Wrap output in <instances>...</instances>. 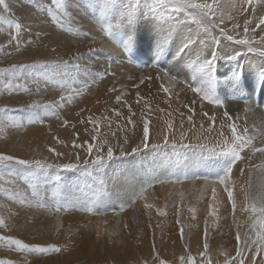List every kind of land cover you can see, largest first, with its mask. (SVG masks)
<instances>
[{
  "label": "bare ground",
  "instance_id": "bare-ground-1",
  "mask_svg": "<svg viewBox=\"0 0 264 264\" xmlns=\"http://www.w3.org/2000/svg\"><path fill=\"white\" fill-rule=\"evenodd\" d=\"M96 1L98 3L96 13L87 16L83 14L81 7H78L76 4L72 3L69 7L70 17L74 24L83 27L85 33L86 31L91 33L90 38L92 39L87 43V46L92 47L96 45L107 51L114 50L117 43H114L110 39H108L107 43H103L106 39V34L103 29L108 27L109 22L117 21L118 27L115 26L116 24H113L115 30L111 31L112 33L117 32L118 36H126L127 44L131 49V55L133 57L139 58L141 61L146 60L151 62H155V59H165L170 74L172 72L173 74L178 72L181 75H185L187 80V77L191 80L193 79V76H197L196 80H199L194 69L199 65L206 63L208 57L210 58L209 50L207 49L208 44L207 42H203L205 39H202V34L196 32V30L192 31L193 29L188 27L189 24L185 21L182 22L179 13L172 12L166 6L157 4L156 0H147L145 1V4L143 3L144 9H141L140 12L135 11L136 13L130 21H123L121 24L118 22L122 20L121 14H127L129 11L128 8L125 9L123 7L125 5L121 6V4L124 3V0H120V2L117 0ZM198 2H201V0H198ZM207 2L211 3L212 0H207ZM224 2H227V0H224ZM80 3L83 6V1H80ZM255 6L258 10L257 16L264 14V0H255ZM19 9V22L25 27L30 18L35 22H40L37 25L32 23L28 29L29 31L26 30L21 34V40H26L24 43H27V45L24 46H32L33 48H30V50L37 52L35 54L37 57H41L39 56L41 50L42 53H46L48 50H52V47L54 46L53 48L61 51L62 45L69 44L70 41L64 38L63 35L53 33V28L50 26L49 22L41 21V19L32 17L27 9ZM217 11L219 14L221 10L218 9ZM224 14L227 15L228 13ZM231 14L235 16V19H226L225 24L222 26H227L231 29L233 24L238 23L240 25L238 30L240 38H243L244 19L252 15V10L250 8L248 13L232 12ZM123 17L125 18L127 16L124 15ZM105 19L106 21H103ZM254 26L255 25H253V27ZM229 34L237 35V33L233 32H230ZM82 36L84 37L85 34ZM28 37H30L29 40ZM219 41L217 56L224 58V62H228V65L227 67L220 65L218 66V70L216 68L215 72H213V84L210 94L212 93L211 96L213 99L222 103L233 117H239L238 123L240 129L242 130L245 127L249 129L248 135L254 137L253 143L256 148L264 147V113L258 110L256 111L254 106L257 98V94L254 90L257 91V87H259L261 90L259 92L264 94V56H260L258 53H250L244 48V46L237 45L232 41L225 39ZM65 45L64 47H66ZM44 48H47V51H45ZM64 51L69 53V55H67L68 57H74L75 54L82 52V50H79V52L78 50H71L70 47L64 49ZM27 58L33 59L31 55H28L26 59ZM53 58L56 57L53 56ZM242 59L244 61H242ZM215 64L216 63L214 62V65ZM214 65L213 67H216ZM93 66H95V68L101 73L105 72L107 69L112 74L105 75L103 78L97 77L98 79H95L96 83H92V79H87V77L85 78L83 75L82 80L88 81V87L84 88L83 83L73 85L72 88H84L83 92L74 95L72 102L65 103V106L58 111L59 115L68 111L65 114V117L67 118L68 116L76 117L78 114L80 119H76L77 117L74 118L73 122L75 124H79L81 121H86L84 114H89L88 116L92 118V120H95V123L90 122V118L88 120L89 123L86 121L87 125L85 126V130L88 143L91 142L94 144L95 142L92 141V132L93 135H95L100 131L101 136L104 137V152L106 153L109 145L114 146L116 149L114 157L111 160L106 159L107 162L104 169L108 172L105 173V179L101 181L103 190L93 186L89 195L84 196L83 198L81 195L78 194L77 196L75 192L69 191V185H65V181L67 180H63V189L67 191V196H65V200L62 201V203L69 199L70 202L73 200V204L86 205L88 200L90 201V199L95 198L96 200H93V204H91L94 212L86 215L89 220L87 217L83 218L84 215H82L83 217L79 215L78 218L75 215L74 218V215L70 214L71 211H69L70 207L68 205L65 206L66 208L64 207L60 209L62 213L57 214L55 212L56 214H54L53 212L45 211L43 208H38L35 204L29 201L23 203L21 207H19L20 210H25L26 213L31 216L28 218L23 217L22 220L25 222L28 221V223H25L27 225L25 228L34 231L35 234H37L36 236H38V239L42 241L50 238L53 240V238L55 239V236H58L56 241L59 243V241L63 242L59 236V234L64 231L63 226L68 228L70 224H72V226L76 225L79 230L84 232V235L86 236L84 241L86 245L85 247L91 252L94 250V246H97L99 243H101L99 244L100 249H103L106 245L102 243L108 241L109 238L112 237L110 233L114 231H117V233H122L123 231L126 233V231H129L131 238L135 237L132 239L134 241L138 240L141 246L145 247L144 250H151V241H156L157 244V234L160 235V230L163 234H167L166 236L174 233L171 238L176 239L175 241L179 243V246L177 247L171 244V238L168 240L167 238H164L161 241V250L159 252L161 258L170 259V256L174 254V252L176 253V250L179 251L178 254H180L182 249H184V244L179 240L180 232L177 226V220L179 219L180 224L184 226V241L188 245L189 251L195 258H199V253L204 250V233L207 221V236L211 260L217 261V259H219L222 261L223 256L219 255L222 251H226L234 256L237 228L233 220V208L228 202L226 193L222 187L218 189L217 199L215 201L218 208L217 217L213 218L208 216V204L213 202L211 186L205 180L196 179V175L190 174L192 169L197 166V156L202 151L196 148H181L171 144L173 140L180 141L182 139V133L187 137L183 140L186 144L210 143V146L211 144H214L218 139L216 130L219 129L224 107L208 104L207 102H199L200 99L192 93L189 86L188 88L186 87V85H191L188 81L186 82L187 84L174 86L171 80L167 77L160 79L159 77L163 75H153L154 71L147 76L151 77L152 75L151 80H145L143 84H140V80L146 77L141 74V77L137 79L135 78L133 83H131V72L133 76L135 74L143 73L139 67L127 66L126 69L128 70L124 72L125 66H122L119 63H111L108 67L107 62L104 60L94 63ZM190 74H193V76L191 77ZM241 75L243 76L244 82H248L247 85H245V88H254L253 90L251 89V91L249 90V93L244 92V88L241 90L244 86L241 85V82L238 84V80L242 77ZM118 76L121 77L124 85L120 83L121 81L113 83L107 88L108 92L121 91L126 87H129V85L130 87H136L134 85H139L141 87V89H137L139 97L137 96V98H134V96H130L128 91L123 94H116V96H121V100L117 103L119 106H124L121 101H127L126 99L131 100V102L127 101L130 103L131 113L130 109H123L119 111L120 115L118 118L116 117L117 115L115 111V114L103 112L102 114L106 115H102L97 110L96 104H105L106 101L101 96L107 94L109 96V93L103 90ZM215 77L216 79H214ZM214 80L220 82L218 87L215 85L217 89L214 87ZM162 85L169 88L168 93L163 91ZM198 85L207 87V85L202 82H200V84L195 82V86ZM27 86L29 87L30 85ZM54 86L55 84L51 83L50 90H53ZM59 87L58 91L54 92V95L62 94L66 96L71 91L70 88H62V85ZM36 89V87H33L34 91H36ZM60 91H62V93ZM259 98L261 97L259 96ZM262 98H264V96ZM193 100H195L194 105L192 104ZM262 101L264 103V100ZM111 104L115 105L113 101H111ZM185 105H191V107L195 109V112H189V109L185 107ZM261 110L263 111L264 109ZM205 112L209 115L215 114L217 117L215 122L216 130L210 133L207 131L210 121L203 115ZM130 114L134 121L132 124L128 123V117ZM61 115L63 116V114ZM99 115H102L101 117L104 119L100 118L101 121L98 120L97 122L96 119ZM81 116L83 120L81 119ZM189 116L192 117L191 123L189 122ZM71 117L68 118L69 123H71ZM108 117H110V123ZM43 118H49L50 122L55 120L58 121V118L55 116ZM145 119H148L150 124V142L158 141L162 144L163 136L164 134H167L169 136L170 144L161 145L156 148L149 147L147 149H142L137 153L126 154V157H122L123 155H119V145H123L127 151L130 152L132 147H135L136 144L140 143L143 136V121ZM28 124L31 125L32 123ZM170 124L171 126H169ZM83 130L84 129H82V131ZM59 131L61 130L59 129ZM225 131L228 132L227 128H225ZM51 132L53 136L61 138V140L66 134L62 135V133L54 132V130H51L50 133ZM50 133L49 131H46L43 138L46 140L52 139ZM228 135H230V132H228ZM205 137H207V139H205ZM65 138L66 137H64V139ZM58 140L57 142L59 143ZM126 140L128 143H125ZM204 154L208 157L204 171V175H208L207 179H215L221 176L220 173L224 172V169L228 166L230 161L225 158V161L220 162L216 159L219 157L209 156L206 153ZM242 156L245 157L244 161L239 162L233 168L230 179L233 182L231 186L233 187L234 196L237 201L235 217L236 220L240 222L241 227L239 230L243 234L248 227L249 217L247 213L241 211L245 196V193L241 191V188L243 187L247 190V182L249 178L248 168L249 166H253L252 178L256 186L254 190V199L255 202H260L259 197L264 195L259 190V180L262 178L261 169H264V154L259 152L252 153L246 149L242 153ZM88 159H91V157ZM182 160H185V162L182 163ZM200 165L202 166V163H200ZM119 168H121L122 171H120ZM241 168L245 169L243 174L240 171ZM169 177L171 180H168ZM175 180L180 182L173 183ZM153 183L156 184L152 185ZM80 194L86 195L83 193ZM110 204L117 205L119 210L110 213L104 212L105 214L102 215L100 210L107 209ZM148 205H151V207H148ZM70 206H72V203H70ZM189 208H194L196 210L195 217L193 216V213L188 211ZM161 209L164 210L166 213L165 215L159 214V210ZM177 211H179V217L177 216ZM62 215L64 216L62 217ZM84 219H86V221ZM61 234L64 235L63 233ZM78 235L77 231L74 230L73 236L71 237L76 239V237L78 238ZM120 237L122 238V235ZM126 237L127 233L126 235H123V238L121 239L123 241L121 243L123 246H126L127 244L125 245V242L130 239L129 237ZM112 238L115 239L111 240L118 241L115 236ZM63 239L66 240V238ZM81 245H83L82 242ZM91 247L92 249L90 250ZM75 249L72 250L71 254H75L76 252V254L79 253L78 251H75ZM99 251L101 252L102 250ZM86 253L87 252H85V254ZM65 258L68 260L67 256H65ZM65 258L63 257V260H65ZM172 258H175V255H173ZM257 259L259 260V256Z\"/></svg>",
  "mask_w": 264,
  "mask_h": 264
},
{
  "label": "rangeland",
  "instance_id": "rangeland-1",
  "mask_svg": "<svg viewBox=\"0 0 264 264\" xmlns=\"http://www.w3.org/2000/svg\"><path fill=\"white\" fill-rule=\"evenodd\" d=\"M80 1H83V6L81 5ZM112 1H116V0H112ZM117 1L120 2V0H117ZM145 1H147V0H124L123 1L124 3L121 4V6L125 5L123 7L125 9L128 8L130 11L131 6L133 4H135L136 5L135 11L140 12L141 9H144L143 5L145 4ZM6 2H8L10 4V8H11V12L8 14V17L10 19H14V20L19 22L20 21V19H19L20 15L18 14V9L19 8H20L19 10H21V8L23 10L27 9L31 13L32 17H34L36 19L37 18L41 19V21L49 22L50 26L53 28L52 30H53L54 34L59 33V34L63 35L64 38L69 40L70 42L67 45L71 48V50L72 49L78 50V52H79V50H82V52L75 54L74 57L73 56L68 57L67 55H69V53L65 52L64 49L69 48V47L64 44L66 47H64V45H62L61 51H58L55 48H53L54 46L52 47V50H48V51H47V48H44V50L47 51L46 52L47 54L45 52L42 53V50H41V53L39 55L41 57H37V55H35L37 52L30 50V48H33L32 46H28V47L24 46V45H27V43L26 44L24 43L26 40H21L22 42L20 45V49H19V51H16L15 46H14L15 42L12 45L8 44L9 28L6 24H3V25H0V44L5 45V47L0 49V68L8 67L12 64H21V63L31 64V63H36L39 61H64V60H68V61H74L76 64H78V66L80 68V72L78 75H76V79L78 81H83L82 80L83 75L85 76V78L87 77V79H90V80L93 77H97V73H101V72L98 69H96L95 66H93V64L97 63L101 60H104L105 62H107L108 67L110 66L111 63H119L120 65L125 66L124 72H126L128 70V69H126L127 66L139 67V69L143 73H140L137 75L135 74L133 76V74L131 72V75H132L131 83H133L135 78L137 79V78L141 77L140 76L141 74H143L146 77L148 76V74H152L154 71L155 72L153 73V75H155V76L163 75L164 73L170 74L169 68L166 66L165 59H161V60L155 59V62H151V61H146V60L141 61L139 58L133 57L131 55L132 54L131 49L129 48V46L127 44L126 36H124V35L118 36L117 32L112 33V31L115 30V26L118 27L117 21L108 23V27H110L112 31H110L109 35L106 34V39L103 41V43H107L108 39H110L114 43H117V46L114 50L107 51V50L100 48L99 46H96V45L92 46V47L87 46V43L92 39V38H90L91 33L89 31H86V33H85V29L83 27L78 26L77 24H74L73 20L70 17L69 7L72 3H74L78 7H81L84 15H86V16L91 15L92 13H96V11H97L96 9H97L98 3L96 0H61L62 7L59 10H57V15L63 19L64 27H61L60 25L53 22L51 20V18L48 16L47 7L51 5V0H6ZM42 8H43V10H41ZM136 12H134V15ZM124 15L127 16V14H121L122 20L118 21L121 24L123 23V21H125V22L130 21V20H128L129 19L128 16L124 18L123 17ZM134 15L132 16V18L134 17ZM179 16L182 19V22L185 21L187 24H189L188 27L190 29H193L192 31L196 30V32H199L200 34H202V39L203 40L205 39L203 42L204 43L207 42V44H208L207 49L209 50L210 58H213L216 55L214 58V62L216 63L214 66H216V67H213V72H215L216 68L218 70V68H219L218 66H220V65L227 67L228 62H224L225 61L224 58H220L219 56H217L218 55L217 50L219 48V43H220L219 40L222 39V38L219 39V30L218 29L214 30L215 34H217V37H218V38L214 39L211 35V32H209V33L204 32L203 29L197 27L194 22H191L190 20L186 19L184 13H179ZM103 21H106V19ZM32 23L37 25L40 22L39 23L35 22L33 19L30 18L28 20L27 26L25 27V29L27 28L26 29L27 31H29L28 29L30 28ZM113 24L114 25L116 24V25L114 26ZM81 34L82 35L85 34V36L83 37ZM29 39H30V37H28V40ZM37 49H41V48H37ZM28 55H31L33 57V59L32 58L26 59V57ZM42 55H43V57H42ZM71 55H73V54H71ZM53 56H55L56 58H53ZM77 57L79 58L78 60L75 59ZM210 58L208 57L207 61ZM242 61H244V60L242 59ZM167 63H168V61H167ZM67 70L70 73L75 74V68L72 66V64H70L68 66ZM167 71H169V72H167ZM171 74L168 76L171 78H175V79L171 80V82L173 83L174 86H177L179 84L180 85L187 84L186 83L187 81L192 86H195V82H197V83L199 82V80L191 79L193 81L192 82L189 79V77H187L188 78V80H187L185 75H181L178 72H175V74H173V72H172ZM53 75L55 76L56 80L66 78L63 76V73H61V72L53 73ZM190 75H191V77L193 76V74H190ZM151 77H152V75H151ZM96 79H98V78H96ZM214 79H216V77ZM116 80H118V81H116ZM245 80H246V78H245ZM29 81H30V83H29ZM119 81H121L120 83L122 85H124L122 83L121 77L118 76L108 86H106L103 91H106L107 93H109L107 88L111 84L117 83ZM173 81H175V82H173ZM238 81H239L238 84L241 82V85H244L241 88V90L243 88L245 89L244 92L249 93L251 91V89L252 90L254 89V88H250V89L245 88V85H247L248 82L247 81L244 82L243 76ZM24 83H26V86L30 85L29 87L27 86L28 91L9 93L5 90H0V108L15 109V108L25 107L26 105L31 104L33 102L48 103L51 101H55L60 95H62V94L54 95V92L58 91V89L60 88L59 87V86H61L60 83H54L55 86L53 87L54 88L53 90H50L51 83H53V82L45 83V81L43 79H41L37 83L36 79L32 78V79L25 81ZM95 83H96V80H95ZM260 84H262V83H260ZM76 85H79V84H76ZM215 85L218 87L220 85V82L219 81L214 82V87H215V89H217V87ZM188 86L189 85H186L187 88H188ZM201 86H203V85H201ZM33 87L37 88L36 91L33 90ZM125 89L121 90V91L110 92L109 96H108V94L102 95L101 97H103L106 101L105 104H100V103L96 104V106H97L96 108L100 112V114H102L103 112L108 113V114H115L117 111L119 112L123 109L129 110L130 109L129 108L130 103H128V102H131V100L126 99L128 102L123 100L121 102L124 106H119V105H117L118 101L116 100V97H117L116 94H120V93L123 94L124 92L128 91L130 96H134V98H137V91H138L137 89H141V87L140 86L138 88L137 87H130V85H129V87H126ZM259 91H261L259 89V87H257V91L254 90V92L257 94L256 95L257 98L255 100L254 106H255L256 111L258 110V111H261L264 113V110L263 111L261 110V109H264V103L262 101V100H264V98H262L264 96V94H262ZM60 92L62 93V91H60ZM111 93H113V94H111ZM216 93H217V91H216ZM261 95H263V96H261ZM259 96L261 98H259ZM247 97H249V96H247ZM23 99H24V102H23ZM19 100H22V101H19ZM111 101H113L115 103V105L111 104ZM199 102H201V101H199ZM259 107H261V108H259ZM257 108H259V109H257ZM114 111H115V113H114ZM67 112L68 111H66L65 113H61V114H63V116L60 114L61 115V116L59 115L60 119L58 118V121L55 120L52 122H50L49 118H43L46 116H43L42 113L35 112V111L34 112L0 113V154L12 155L14 157H18L21 159H29V160L39 159L41 161H45L47 164L75 162V158H76L77 153L80 154L85 159H88L90 156H88L87 153L85 154L84 149L83 148H74L73 142L75 141L76 144H81V145H85V142H88L85 126L87 125V122L90 118L88 116L89 114H87V115L84 114L87 122L81 121V123L75 124L73 122L74 118L77 117L76 119H78V118L80 119V117H78V114L76 115V117L68 116V118H70V117L72 118L71 123H69L68 118L65 117V114ZM102 115H106V114H102ZM102 115H99L100 117L97 116V119H96L97 122H98V120L101 121V119H104L101 117ZM9 117H11V119H9ZM116 117L118 118L119 116H116ZM29 118H32L34 121L31 125L28 124ZM81 119H82V116H81ZM108 119H109V123H110L111 122L110 117H108ZM65 120L68 121L67 125H65L63 123ZM48 127H50L51 130H54V132L56 131V132L62 133V135H64L65 133L66 134L62 137L63 139L61 140V138H56L55 136H53L52 132L50 133V131H51L50 128H48ZM96 127H100V126H96ZM59 129L61 131H59ZM82 129H84L83 130L84 132L82 131ZM46 131L47 132L49 131L52 139L46 140L43 138L45 135L44 133ZM98 131H99V129H98ZM95 135H97V137H99L98 141L100 139H104V137L101 136L100 131ZM92 136H93V132H92ZM64 137H66V138L64 139ZM57 140L59 141V143L57 142ZM98 141H96V142H98ZM53 147H55V148H53ZM50 148L54 149L56 152L62 153V155L59 158L56 157L53 154V152L49 151ZM79 150H81V151H79ZM122 157H126V155H123ZM197 158H198L197 166L192 169L190 174L196 175L197 178H208V175H204V171L206 168V163L208 161V157L203 152H201L198 154ZM219 158H221V159H219ZM219 158H216V159L220 162L225 161L224 157H219ZM89 161H90V159H89ZM106 162L107 161L105 160L102 163V165L95 166L91 170L90 174L85 172L84 170H81V169L66 170L63 168L47 167V166L36 168V167H25V166L13 165V166H10L9 168H7L4 171V174L0 175V218L4 219L5 223L9 227L0 228V235L13 236L15 238L21 239L25 243H37V244H42V245H48V244L56 245V246L60 247V251L54 252V253H48V254H41V255L21 254V253H18L16 251L10 249L8 246H6L4 244H0V259L11 260V261H13V264H144L145 261H147V264H157V262L154 260V257H153V251H152L153 250V243H155L156 250H157V252L161 258V255L159 253L161 250L160 249L161 241L164 238H167V240H168L169 238H171L174 235V233H171L168 236H166L167 234H163L159 230L160 235L157 234V236H158L157 237V239H158L157 244H156V241H151L152 249L151 250H146V249L144 250L145 247L141 246V244L138 240L134 241L132 239L135 237L131 238L129 231L128 232L126 231L127 237L130 238L126 242L124 241L125 245L127 244L126 246H123L121 244L123 242L121 239L123 238V235H126V233L124 231L122 233H117V231L116 232L114 231L110 234L112 235V237L115 236L118 241L111 240V239H115V238H112L110 236L111 238H109V240H110V241L108 240L109 242L104 241V243H102V244L106 245L105 247H103V249H100L99 244H101V243H99V244L96 243L98 245L94 246L95 248L93 247L94 250H92V252H91L87 249V247H85L86 245H85L84 241H85L86 236L84 235V232L79 230V228L76 225L72 226V224H70L68 226V228L63 226L64 231L61 233H63L64 235H62L61 233L59 234L60 238L63 241V242L59 241V243L61 242L60 244L56 241V239H58V236H55V239L53 238V240H52V238H50V239H44L42 241V240L38 239V236H36L37 234H35L34 231H30L29 229L25 228V227H27V225L25 223H28V221L25 222L22 219H23V217L28 218L31 216L28 215L25 210H23V209L20 210L19 207H21V205L23 203H27L29 201L31 203L35 204L38 208H40V209L43 208L45 211L53 212L54 214L62 213V211L60 209L64 208L66 205H68L70 207V210H69V211H71L70 214L74 215L73 216L74 218H75V215L77 218L79 215L80 216L84 215V217L83 216L82 217L85 218V217H87L86 215H89L90 213L92 214L94 212V210H93V207L91 204H93V200H96L95 198L90 199V201L87 199L88 203L86 205L73 204V202H72L73 200H71V202H70L69 199H67L66 202L62 203V201L65 200V196H67V191L65 189H63L64 188L63 180H67V181H65L66 182L65 185L66 186L69 185L68 186L70 188L69 191H73L76 193L77 196L79 194L84 198V196L89 195V192L93 188V186H96L100 190H103V188H102L103 185L101 184V181H103L105 179V177H106L105 173L108 172V171H106V169H104ZM181 162L184 163L185 160H182ZM82 163H83V161L81 160V164ZM200 163H202V166L200 165ZM119 170L122 171L121 168H119ZM222 172H223V170H222ZM220 175H223V173H220ZM168 180H171V178L169 177ZM93 182H95V183H93ZM155 184L153 183L152 185H155ZM88 186H89V188H88ZM56 189H59V191L56 192L55 191ZM80 193H83L86 195H82ZM95 196H97V195H95ZM70 203H72V206H70ZM73 205H75L76 207ZM90 205H91V207H90ZM128 207H129V205H128ZM118 210H119V208H117V205L110 204V206H108L107 209L100 210V212L102 213V215H104L105 214L104 212L110 213V212H115ZM18 214H20V215H18ZM63 216L64 215H62V217ZM87 219H88V217H87ZM84 220L86 221V219H84ZM74 230L77 231V233L79 234L78 238L76 237V239L71 237V236H73ZM61 235H62V237H61ZM121 235H122V238L120 237ZM79 237H82V238H79ZM63 238H66V240ZM189 238H190V236H189ZM175 240L176 239L171 238V240H170L171 244L178 247L179 243H177ZM179 240H180V238H179ZM81 242L83 243V245H81ZM64 243H65V245H64ZM79 245H81V246H79ZM108 246H110V247H108ZM73 249H75V251H78L79 253L76 254L77 253L76 252L75 254L74 253L71 254ZM84 249H85V251H84ZM91 249H92V247L90 248V250ZM97 249H98V251H97ZM99 250H102V251L100 252ZM88 251H89V253L91 252L92 254L90 253V255H89ZM85 252H87V253L85 254ZM178 253H179V251L176 250V253L174 252V254H172L170 256L171 257L170 259H168V258H166V259L161 258V259H164L166 261L170 260V261H168L169 264H179V257L182 254H184V249H182V252L180 254H178ZM75 255H76V257H75ZM173 255H175V258H172ZM65 256H67L68 260L65 258ZM63 257L65 258V260H63ZM71 257H73V258H71ZM171 259H173V260H171ZM199 259H200V257L196 258L197 261H199ZM217 260H219V259H217ZM215 262L216 261L212 260V264H215Z\"/></svg>",
  "mask_w": 264,
  "mask_h": 264
},
{
  "label": "snow or ice",
  "instance_id": "snow-or-ice-1",
  "mask_svg": "<svg viewBox=\"0 0 264 264\" xmlns=\"http://www.w3.org/2000/svg\"><path fill=\"white\" fill-rule=\"evenodd\" d=\"M156 3L166 6L172 12L184 13L186 19L194 22L199 28H202L204 32H211V35L214 39L218 38L214 31L218 29L219 38L232 41L237 45L244 46V48H246V50L250 53H258L260 56H264V14L257 16L258 10L255 6V0H227V2H224V0H212L211 3L207 2V0H201V2H198V0H156ZM61 7V0H51V5L47 7V13L53 22L60 25L61 27H64L63 19L57 15V10H59ZM135 7L136 5L133 4L131 6V10L127 12L129 20H131L132 16L134 15ZM250 8L252 10V15L244 19L243 38H240L238 31L240 25L238 23L233 24L231 29H229L227 26H222L225 24L226 19H235V16L231 14L232 12L248 13ZM218 9L221 10L219 14L217 11ZM41 10H43V8ZM10 12V4L6 2V0H0V25L6 24L8 26V44L12 45L15 42V49L16 51H19L22 42L21 34L26 31V29L25 26L20 22L8 17ZM224 13L228 14L225 15ZM253 25L255 26L253 27ZM103 31L105 34L109 35L111 28L105 27ZM230 32L237 33V35H231L229 34ZM3 47H5V45L0 44V49ZM75 59L78 60L79 58L77 57ZM70 64H72V66L75 68V74H72L67 70ZM213 65L214 57L210 58L206 63L201 64L194 69L195 73L199 77L198 83L200 84V82H202L206 84L207 87L189 85V88L197 97H199L202 103L207 102L208 104L224 107L218 130L215 129V122L217 120L216 115H209L206 112L203 113V115L206 116L210 121L207 131L210 133L216 130L218 139L214 144H211V146L210 143L186 144L183 142V140L187 137L184 133H182V139L180 141L173 140L171 144L181 148H196L209 156L224 157L230 161L228 166L224 169L223 175L215 179L196 178L205 180L211 186L213 202L208 204V216L213 218L217 217L218 208L215 204V201L217 199V191L220 187L223 188L227 195L228 202L233 208V220L237 228L235 236V255L233 256L226 251H222L219 253V255L223 256V260H217L215 264H264V195L259 197V203L255 202L254 190L256 186L252 178L253 166H249L248 168L249 178L247 182V190H245L243 187L241 188V191L245 193L244 204L241 207V211L247 213L249 217L248 227L243 232V234L239 230L241 227L240 222L236 220L235 217L237 201L234 196L233 187L231 186L233 182L230 179L233 168L239 162L244 161L245 157L242 156V153L246 149L252 153L259 152L264 154V147L256 148L253 143L254 137L248 135L249 129L247 127L243 128L242 130L240 129L238 123L239 117H233L222 103L212 98L210 91L213 84ZM58 72L63 73V76L66 78L56 80L53 73ZM79 72L80 68L78 64H76L74 61L68 60L39 61L31 64H12L8 67L0 68V90H5L9 93L28 91L26 83L24 82L32 78H35L37 83L43 79L45 83H60L62 88L71 89L68 95H60L55 101L48 103L33 102L26 105L25 107L15 109L0 108V113L35 111L42 113V115L46 117L55 116L59 118L58 110L63 108L65 103H71L74 95L81 94L84 88L88 87V81L82 82L76 79V75H78ZM110 74L112 73L106 69L105 72L97 73V77L103 78L105 75ZM97 77H93L91 82L94 83ZM164 77H167L169 80L175 79L169 77L165 73L159 78L164 79ZM193 79L196 80L197 76H193ZM145 80H151V77L142 78L140 80V84H143ZM80 83H83L84 88H72V85ZM134 86L137 88L139 87V85ZM162 88L165 93L169 92L168 87L162 85ZM137 96L139 97V92H137ZM116 100L119 102L121 100V96L118 95ZM194 103L195 100L192 101V104ZM185 107L189 109V112H195V109L192 108L191 105H185ZM116 115L119 116L120 113L116 112ZM9 119H11V117H9ZM191 121L192 117L189 116V122L191 123ZM33 122V119L29 118L28 123ZM90 122L95 123V120L90 118ZM63 123L67 125L68 121L65 120ZM128 123H134L131 114L128 117ZM169 126H171V124ZM225 128H227L228 132H230V135H228V132L225 131ZM205 139H207V137H205ZM92 141H98L97 135L92 136ZM125 143H128L127 140ZM166 144H170L169 136L167 134H164L162 144L158 141L150 142V124L149 120L145 119L143 121V136L140 140V143L136 144L135 147H132L130 152L127 151L123 145H119V155L137 153L142 149H147L149 147L156 148ZM85 145L76 144L75 141L73 142L74 148L84 149V152L91 157L90 161L78 153L76 155L75 162L52 164H47L45 161H41L39 159H21L12 155L0 154V175L4 174V171L13 165L36 168L47 166L63 168L66 170L81 169L90 174L91 170L95 166L102 165L106 159L111 160L115 155L116 149L112 145L107 147L106 153L104 152L103 139H100L94 144L85 142ZM49 151L53 152V154L58 158L62 155V153L56 152L51 148ZM81 160L83 161L82 164ZM240 171L243 174L245 169L241 168ZM261 177L262 178L259 180V190L262 194H264V169H261ZM178 182L180 181H173V183ZM55 191L58 192L59 189H56ZM148 207H151V205H148ZM188 211L193 213V216L195 217L196 210L194 208H189ZM159 214L165 215L166 213L163 209H161L159 210ZM177 216L179 217V211H177ZM177 226L180 232L181 243L184 244V254L179 257V264H212L207 236V221L205 224L204 233V250L199 253V261H197L196 258L191 254L188 245L184 241V226L180 224L179 219L177 220ZM6 227L9 226L5 223L4 219L0 218V228ZM0 244H4L10 249L21 254L41 255L60 251V247L56 245L25 243L21 239L9 235H0ZM258 256L259 260L257 259ZM153 257L157 264H169L168 261L160 258L156 250L155 243H153ZM0 264H13V261L8 259H0ZM144 264H147V261H145Z\"/></svg>",
  "mask_w": 264,
  "mask_h": 264
}]
</instances>
